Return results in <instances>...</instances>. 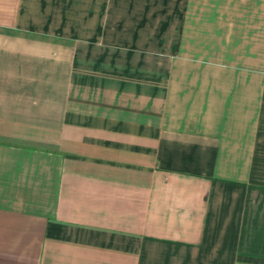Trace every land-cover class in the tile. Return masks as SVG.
Returning <instances> with one entry per match:
<instances>
[{
  "label": "crops",
  "instance_id": "crops-1",
  "mask_svg": "<svg viewBox=\"0 0 264 264\" xmlns=\"http://www.w3.org/2000/svg\"><path fill=\"white\" fill-rule=\"evenodd\" d=\"M0 264H264V0H0Z\"/></svg>",
  "mask_w": 264,
  "mask_h": 264
}]
</instances>
